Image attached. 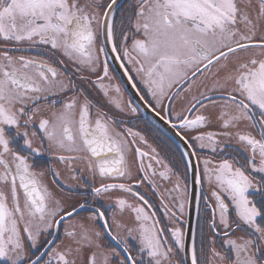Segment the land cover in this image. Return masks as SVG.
<instances>
[{"label":"snow or ice","instance_id":"snow-or-ice-1","mask_svg":"<svg viewBox=\"0 0 264 264\" xmlns=\"http://www.w3.org/2000/svg\"><path fill=\"white\" fill-rule=\"evenodd\" d=\"M0 264H264V0H0Z\"/></svg>","mask_w":264,"mask_h":264},{"label":"flooded vegetation","instance_id":"flooded-vegetation-1","mask_svg":"<svg viewBox=\"0 0 264 264\" xmlns=\"http://www.w3.org/2000/svg\"><path fill=\"white\" fill-rule=\"evenodd\" d=\"M112 66L115 67V65H112ZM128 92L129 93H132L133 91H131L130 89H128ZM133 99L134 100L136 99V97L134 95H133ZM140 115H141V120H139V121H137L134 116L131 118V123L129 124L130 127H132L133 125H137L139 128H143L144 127V120H149V121L155 120L156 121V124L155 125H151V124L149 125V127H153V129L155 127H159L160 125L164 124V122L161 121L159 118H157V119H159L160 122H158L156 118L151 117L144 110H142V112H141ZM146 135H148V133H146ZM148 138H149V143L150 144H153L154 146H157V147L160 146L159 145V142L157 140L153 139V136L152 135H149ZM141 146L143 147V145H141ZM145 150L147 151V148H145ZM165 151H167V150H165ZM163 154L164 153H162V155ZM133 158H134V156H133ZM178 161H179V153H176L173 156V161L172 162L175 163V162H178ZM52 163L55 164L56 162L55 161H52ZM56 166L58 168H61L62 169V166L61 165H56ZM181 167H182V165H181ZM51 179H52L51 178V175L49 173H46L45 180L49 183L50 186H51ZM98 180H99V178H98ZM138 190L144 192L146 190V186H145V188H141V189H138ZM189 190H190V176H189ZM149 196H150V202H152L154 205L157 206V215L158 216H161L162 217V222H164L163 221V208L158 205V197L152 196L150 191H149ZM129 199H130V201L133 200L132 197H129ZM104 203H107V201H105ZM125 222H127L129 224L133 223V216H132V214L126 215ZM195 222H196V217H195ZM195 222H194V225H195Z\"/></svg>","mask_w":264,"mask_h":264},{"label":"water","instance_id":"water-1","mask_svg":"<svg viewBox=\"0 0 264 264\" xmlns=\"http://www.w3.org/2000/svg\"><path fill=\"white\" fill-rule=\"evenodd\" d=\"M129 89L131 90V91H133L130 87H129ZM145 112H147L151 117H154V115L151 113V111L150 110H144ZM155 118V117H154ZM157 119V118H156ZM157 121L158 122H160V120L159 119H157ZM189 176H190V191L192 190V185H191V181H192V174L191 173H189ZM195 191H196V193H197V195L199 194V187L197 186L196 187V189H195ZM194 222H195V215L193 214L192 215V217H191V224L194 226Z\"/></svg>","mask_w":264,"mask_h":264}]
</instances>
